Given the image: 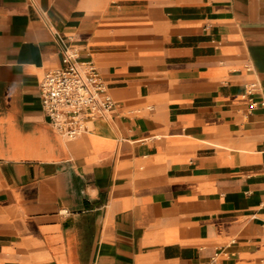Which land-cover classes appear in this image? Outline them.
Wrapping results in <instances>:
<instances>
[{
    "label": "crops",
    "instance_id": "crops-1",
    "mask_svg": "<svg viewBox=\"0 0 264 264\" xmlns=\"http://www.w3.org/2000/svg\"><path fill=\"white\" fill-rule=\"evenodd\" d=\"M64 44L116 102L74 137ZM263 200L264 0H0V264H264Z\"/></svg>",
    "mask_w": 264,
    "mask_h": 264
},
{
    "label": "built area",
    "instance_id": "built-area-1",
    "mask_svg": "<svg viewBox=\"0 0 264 264\" xmlns=\"http://www.w3.org/2000/svg\"><path fill=\"white\" fill-rule=\"evenodd\" d=\"M79 54L78 48L64 44L63 64L46 71L39 91L49 122L66 137L77 136L96 119L111 116L116 106L96 63ZM260 206L264 211V200Z\"/></svg>",
    "mask_w": 264,
    "mask_h": 264
}]
</instances>
